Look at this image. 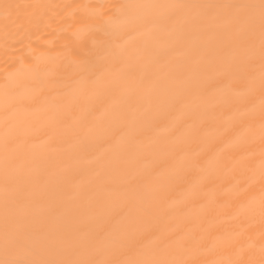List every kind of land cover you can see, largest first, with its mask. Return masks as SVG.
Returning <instances> with one entry per match:
<instances>
[{
	"label": "bare ground",
	"instance_id": "1",
	"mask_svg": "<svg viewBox=\"0 0 264 264\" xmlns=\"http://www.w3.org/2000/svg\"><path fill=\"white\" fill-rule=\"evenodd\" d=\"M0 264H264V0H0Z\"/></svg>",
	"mask_w": 264,
	"mask_h": 264
}]
</instances>
